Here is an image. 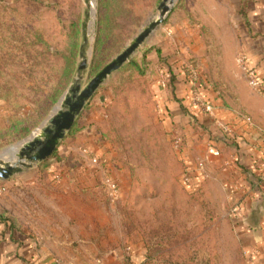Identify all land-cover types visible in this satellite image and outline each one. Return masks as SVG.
Segmentation results:
<instances>
[{
	"label": "rangeland",
	"instance_id": "obj_1",
	"mask_svg": "<svg viewBox=\"0 0 264 264\" xmlns=\"http://www.w3.org/2000/svg\"><path fill=\"white\" fill-rule=\"evenodd\" d=\"M160 2L0 0V152L46 121L76 78L83 50L81 87L157 17ZM194 6L175 1L163 23L98 87L74 122L82 127L66 132L52 157L0 179V216L44 258L55 264H250L245 231L248 219L264 211V167L244 179L236 172L243 149L236 152L222 137L244 132L243 140L256 147L264 138L241 123V95L252 89L235 64L237 51L223 49L191 12ZM155 47L176 73L179 67L196 78L220 118L192 108L198 120L181 108L178 117L166 108L164 95L178 101L176 88L150 59ZM233 109L241 114L223 115ZM210 147L219 154H209ZM83 148L99 165L81 156ZM104 175L117 181L116 196L101 185ZM241 185L254 189V198ZM234 205L248 211L234 215Z\"/></svg>",
	"mask_w": 264,
	"mask_h": 264
},
{
	"label": "crops",
	"instance_id": "obj_2",
	"mask_svg": "<svg viewBox=\"0 0 264 264\" xmlns=\"http://www.w3.org/2000/svg\"><path fill=\"white\" fill-rule=\"evenodd\" d=\"M192 1L195 6L191 12L197 15L203 24L209 26L219 43L223 44V49L237 51L235 64L240 69V75H244L242 65L238 61V56L242 55L255 76L264 82V0ZM150 59L157 60L154 50L150 53ZM175 88L173 91L176 94L175 97H184L183 104H186L189 89L181 81L175 82ZM168 93L171 94L170 91ZM164 96H166L163 99L166 108L173 110L174 114L179 117L181 112L179 102L169 99L167 95ZM172 97L170 96V98ZM241 112L244 115L233 109L232 112H225L223 115L233 117L235 114H241L243 119L245 116H249L254 127L262 131L264 138V96L254 89L250 94H242ZM221 114L220 109L214 107V117L220 118ZM243 119L242 124L244 123ZM242 134L245 136L244 132ZM250 141L244 143L243 150L240 149L242 150L243 167H238V171H236L244 179H251L264 167V141L257 143V147ZM241 171L243 172L241 173ZM237 184L239 185V183ZM242 187L241 185L240 188ZM243 188L246 193L251 194L249 197L255 194L254 189L252 190L248 186ZM257 206L258 210H262V205ZM240 210L243 214L248 211L242 206H240ZM248 223L249 228L245 231L244 256L250 264H264V211L254 213V217L248 219ZM0 264H55V262L51 258H44L41 250L36 248V244L31 238L16 230L0 216Z\"/></svg>",
	"mask_w": 264,
	"mask_h": 264
},
{
	"label": "water",
	"instance_id": "obj_3",
	"mask_svg": "<svg viewBox=\"0 0 264 264\" xmlns=\"http://www.w3.org/2000/svg\"><path fill=\"white\" fill-rule=\"evenodd\" d=\"M175 1L161 0L158 5L157 17L135 37L131 44L92 77L84 87H81L78 81L79 75L86 68L84 50L81 52L82 61L77 67L76 78L72 80L46 121L28 137L16 143L19 149L15 160L0 155V179L6 180L21 172L23 168L31 166L32 163L42 162L50 157L66 132L72 128L76 118L98 87L111 73L127 62L145 39L157 26L163 23ZM84 42H86V38Z\"/></svg>",
	"mask_w": 264,
	"mask_h": 264
},
{
	"label": "built area",
	"instance_id": "obj_4",
	"mask_svg": "<svg viewBox=\"0 0 264 264\" xmlns=\"http://www.w3.org/2000/svg\"><path fill=\"white\" fill-rule=\"evenodd\" d=\"M238 61L242 65V69L244 71V75H245L248 85L252 89L256 90L258 93L264 96V82L255 76L254 72L247 66L246 61L242 55L238 56ZM193 79L189 78V81L192 84H196V78L193 77ZM195 89L196 91L190 90L191 92L193 91L189 97V100L191 98L189 102L191 108L193 110L195 109L196 111L204 113L208 116H214L213 105L210 102L205 100V98L201 95V93L198 91L197 88ZM243 120H244L245 125L249 127L254 126V123L249 116H245ZM179 142H180V138L176 137L175 143L178 144ZM208 153L212 155H218L219 151L216 148L210 147L208 149ZM81 156L87 159V161H89V163H91L92 165H95V166L99 165L98 156H96L95 154H91V152H89L87 148L81 149ZM183 180L185 181L187 180V178H184ZM101 185L103 186L105 191L111 196H116L119 191V185L117 181L114 178H112L110 175H104L101 178ZM238 210H240V207L238 205H234L231 208V211L234 213V215H237L236 211Z\"/></svg>",
	"mask_w": 264,
	"mask_h": 264
},
{
	"label": "trees",
	"instance_id": "obj_5",
	"mask_svg": "<svg viewBox=\"0 0 264 264\" xmlns=\"http://www.w3.org/2000/svg\"><path fill=\"white\" fill-rule=\"evenodd\" d=\"M152 50L155 51L156 56H157V60L159 61V63L161 64V67L165 71V74H166L165 75L166 76V82H167V84L169 86H174L176 81L186 82V84H187L186 87H187V89H189V91L193 87H195V88L198 89V91L201 93V95L205 98L206 101H208V102L211 101V99L209 98V96H207L205 92H202V89L200 88V86L197 83L196 84H192L189 81L188 77L183 74L182 70L179 69V67L177 68L178 71L176 73L175 70L166 63L167 59H166V57H163V53L161 52V49H159L158 47H155ZM72 71H73V69H70L69 70V72H71V73H72ZM176 99L179 101L180 108L182 109V111L186 115H188V117H192V118H194L196 120H198L200 118L199 116L196 115V113L194 111H192V109L189 106V104H187V103L186 104H183L184 97H182V98L176 97ZM208 118H210V117H208ZM75 125H77V127H82L80 125V120L79 119L75 123ZM75 125L72 127L71 131L74 129ZM210 131H212V130L210 129ZM242 136H244V135L243 134H240L237 137L236 136L234 137L233 135L228 134V137H222L223 138L222 141L225 142V144L230 143V144H232V146L234 145L236 152H239L240 149H242V145H244V143H247L248 142V141H244L243 140L244 138ZM210 144H212L213 146H217L216 145L217 143L215 141H211ZM55 152L56 151H54L52 155H54ZM52 155H51V157H52ZM184 188H185V190L187 192H189V190H187L185 186H184Z\"/></svg>",
	"mask_w": 264,
	"mask_h": 264
},
{
	"label": "bare ground",
	"instance_id": "obj_6",
	"mask_svg": "<svg viewBox=\"0 0 264 264\" xmlns=\"http://www.w3.org/2000/svg\"><path fill=\"white\" fill-rule=\"evenodd\" d=\"M18 149H19L18 145L15 144L13 145V147L10 148L8 147L4 149L2 152H0V155H2L3 157L8 156L7 159H13L16 156Z\"/></svg>",
	"mask_w": 264,
	"mask_h": 264
}]
</instances>
